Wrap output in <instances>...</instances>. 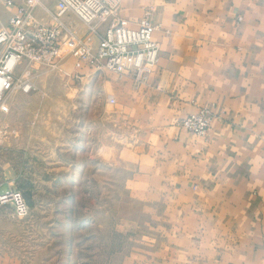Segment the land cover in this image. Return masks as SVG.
I'll return each instance as SVG.
<instances>
[{
  "label": "crops",
  "instance_id": "crops-1",
  "mask_svg": "<svg viewBox=\"0 0 264 264\" xmlns=\"http://www.w3.org/2000/svg\"><path fill=\"white\" fill-rule=\"evenodd\" d=\"M146 10L159 58L144 83L85 66L68 72L86 82L88 105L103 110L91 116L96 143L87 152L123 174L126 198L137 207L118 231L128 236L119 264H264V0H119L114 18L96 30L113 20L135 30ZM69 26L95 48L84 25L72 19ZM39 101L24 118H48V101ZM200 109L212 114L205 137L178 126ZM37 125L23 133L24 158L46 152L49 138ZM77 136L61 150L73 159L66 171L74 176L84 155ZM2 172L0 193L19 176L11 164ZM6 245L0 242V264L48 261Z\"/></svg>",
  "mask_w": 264,
  "mask_h": 264
},
{
  "label": "rangeland",
  "instance_id": "rangeland-1",
  "mask_svg": "<svg viewBox=\"0 0 264 264\" xmlns=\"http://www.w3.org/2000/svg\"><path fill=\"white\" fill-rule=\"evenodd\" d=\"M43 4L56 8L51 0ZM5 22L3 16L1 23ZM61 67L37 76V89L14 95L10 112L0 114V183L4 166L13 165L19 176L12 191H19L29 208V215L19 219L10 207H0V215L9 216L0 217V242L35 263L47 258L46 264H119L128 236L118 231L137 207L126 198L123 174L87 152L96 143L89 139V130L98 119L91 116L93 111L103 115V110L88 105L92 93L81 75L68 73H79L84 65L68 56ZM39 100L48 101L43 108L48 118H24L39 109ZM55 100L63 106L53 105ZM40 123L49 138L46 152L38 158H24L23 133ZM71 133L78 134L74 140L84 152L76 176L66 171L75 164L73 159L61 152L64 143L70 147ZM71 176L77 183H71ZM28 179L36 189L27 186Z\"/></svg>",
  "mask_w": 264,
  "mask_h": 264
},
{
  "label": "built area",
  "instance_id": "built-area-1",
  "mask_svg": "<svg viewBox=\"0 0 264 264\" xmlns=\"http://www.w3.org/2000/svg\"><path fill=\"white\" fill-rule=\"evenodd\" d=\"M51 1L56 5L54 10L43 0H0V114L10 112L14 95H28L35 90L37 74L60 69L66 55L94 72L128 76L137 84L146 81L159 58L151 11L144 12L135 30L113 20L103 32H97V24L114 18L119 0ZM3 16L5 24L1 23ZM72 19L95 36V48L89 36H79L69 26ZM109 102L114 103L112 99ZM211 120V111L200 109L180 120L178 126L205 137ZM0 207H10L19 219L29 215L19 191L0 193Z\"/></svg>",
  "mask_w": 264,
  "mask_h": 264
}]
</instances>
